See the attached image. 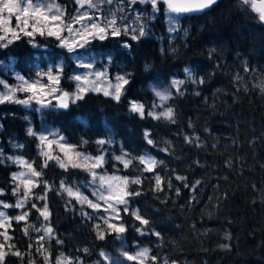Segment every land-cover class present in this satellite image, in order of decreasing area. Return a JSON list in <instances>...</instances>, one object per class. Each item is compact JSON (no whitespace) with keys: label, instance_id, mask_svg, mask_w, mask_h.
<instances>
[{"label":"trees","instance_id":"obj_1","mask_svg":"<svg viewBox=\"0 0 264 264\" xmlns=\"http://www.w3.org/2000/svg\"><path fill=\"white\" fill-rule=\"evenodd\" d=\"M57 1L68 13L75 9V0ZM251 4L219 0L202 14H178L179 28L171 36L164 15L168 7L161 2L150 34L89 43L94 53L111 58V75L127 77L118 101L87 93L66 109L44 115L79 151L97 154L106 144L98 141L112 137L104 168L130 181L141 180L129 183L128 191L139 195L128 196L129 211L121 213V220L129 250L149 251L142 264H264V21ZM36 42L46 49L34 47L27 36L0 47V63L13 60L18 72L30 76L37 67L69 60L57 39L38 36ZM187 66L197 82L187 79L174 92L169 101L174 122L131 112V101L153 104L150 82L185 77ZM63 73L70 91L68 66ZM27 115L21 105L0 104V198L13 203L16 167L7 155L19 145L16 150L40 173L36 193L45 194L52 235L36 238L34 228L44 220L36 196L23 209L26 220L12 221L11 250L2 264H57L60 255L92 264L101 252L114 253L118 234L105 232L99 238L95 216L61 189L62 182H84L86 174L46 163L37 136L29 134ZM116 154L132 163L125 167ZM145 154L157 162L152 171L139 163ZM134 212L148 223L142 224ZM41 242L43 254L37 251Z\"/></svg>","mask_w":264,"mask_h":264},{"label":"rangeland","instance_id":"obj_2","mask_svg":"<svg viewBox=\"0 0 264 264\" xmlns=\"http://www.w3.org/2000/svg\"><path fill=\"white\" fill-rule=\"evenodd\" d=\"M16 2L19 4H23V0H16ZM53 2L59 7V12L55 14L60 16V20L53 23L57 25L58 28L60 29V38L58 39L56 36H49L47 34L40 35L38 32L31 37L21 33L20 37L27 36L32 41L34 47L39 49H46V46L36 42V37L38 36L53 37L58 40L59 46L64 48L68 52L69 60L66 61L65 59H60L54 63L48 64L46 68L37 67L34 69L33 74L30 76H25L20 72H18L14 66L13 60L0 63V81H3V84H0V93H7L9 87H16L20 85L21 82L19 79H17V74L23 76L25 80L29 81L30 83L35 81L38 82V86L39 85L46 86L42 93H38L35 96V98H31V99L30 97H32L33 94L30 92L18 91L16 93V99L28 100L29 101L28 104L16 103L14 101L13 102L6 101L4 103H16L18 105H21L23 108H25L28 111V115L26 116V120L28 121V130H31V133L37 136L39 140L40 154L42 155L46 163L52 161L60 168H64V169L75 168L86 174L87 177L84 182L74 183V184L66 183L65 185L73 187L74 191L78 190L80 193L86 196L88 200L100 205L99 208H92L87 203L81 204L76 199L81 205L82 211H84L85 213L91 216L92 215L95 216L96 226H99V228H97L98 233L103 232L104 234L105 232H116L108 228V224L105 223V219H108L111 223L115 225H123L121 220V213L125 211V208L127 209V211H129V203L127 199L128 196L126 197L127 204H118L116 206L118 208V218H116L117 215L116 213H112L111 210L108 211L105 210L107 207L105 201L100 199L98 195H94V193H97L99 190L101 192H105V196L107 198V191L106 189L100 188L99 180L97 179V181L94 183L90 171L82 167L71 166L73 163L76 164L84 163V161L81 160L79 156H77L78 153L93 158L98 156H103V164L99 168L95 169V172L98 174V176L122 177L117 173H109L104 168L105 156L108 152H112V150L108 149V147L114 145V141L112 137L108 138L106 144L101 146V151H99V153L97 154H91V153L79 151L66 141L64 135L60 133V131L57 128L53 127L52 125L44 121V115L47 111H56L58 109H61L60 104L62 100H64L62 99V96L63 93L65 92L69 94V97L67 98V103L68 105H70L71 103H74L77 100H79V99H75V96L83 97L87 93H101L105 95L104 94L105 91L112 93L114 92L117 83H119L117 77L123 76L127 79V77L121 74L120 72H115L113 75H111L112 74L110 70L111 58L100 57L98 54L94 53L90 49L89 47L90 42H92L95 39L101 40L98 34L96 35L90 34L96 32V30L89 29L88 26L90 24L97 23L103 26L107 20L115 18L117 21L116 26L121 30L120 35L125 34L132 38L133 35H138V32L141 27H143L145 35H148L150 34L149 33L150 23L155 20L159 12L158 6L161 2H163V0H160V2L157 4L156 10L153 9L150 2H141V0H137L136 3H131L130 0H112L111 4L107 2H103L99 5L98 8L95 9L89 8L87 7V5L81 7L80 4L77 3V0H75L76 2L75 9L70 13H68L67 9L63 5H61L57 0H53ZM137 5H139L141 8H143V6L149 5L151 6V9L149 11H145L141 8H137L136 7ZM84 14H87L88 17H92V19L84 18L77 23L75 21V18L78 16H84ZM164 15L167 21V30L169 34L173 36L175 35L176 31L179 28L178 14L171 12L168 8H165ZM15 16L16 14L13 13L10 19V24L4 26H8L15 29L17 25V20ZM0 17H3V19L7 20L9 18V14L7 12H4L0 14ZM69 26H71L73 29L71 33L68 31ZM2 27L3 26H0V35H5V33L2 30ZM125 29L127 30L126 32ZM27 30L31 31V27H29V29ZM53 30H56V28L54 27ZM45 32H47V29H45ZM77 32L83 33V36L82 37L78 36ZM8 35L10 37L11 34L9 33ZM108 36H113L111 35V29H108V31L105 33V37ZM65 39L68 40L69 43L73 44V47L69 48L65 46L62 43V41ZM3 43H5V41H0V45H3ZM77 45H82V46H77ZM70 65H72V67H70ZM66 66H68L70 69V76L67 79V82L71 86L70 91L66 90L65 82H63V75H64L63 72ZM185 69H191V67L187 66ZM185 69H184L185 77L182 78L173 77L169 82L152 81L147 85V89L153 94L155 100L153 104L150 105L149 107H146L144 105V115L146 114L149 115L148 114L149 112H155L156 114H159L162 111L166 110L167 108L171 107L169 105V101L173 97L174 92H176L175 88L171 87V83L173 80H184V81L187 80L188 78ZM100 73H102L103 75H98ZM48 74H51L53 80L48 79ZM76 76H80L81 79L76 80L75 79ZM5 85H7L8 87H5ZM124 85H122L121 94ZM181 87L182 85L180 86V88ZM81 88L85 89V91L81 92L80 91ZM153 88H156L159 91H163L164 89H169L171 91L170 99L164 102L162 106L154 107L155 105H161V101L153 92ZM105 96L113 98L112 95H105ZM41 101L43 102L41 103ZM133 102L136 101H131V104ZM136 103L142 104L139 102ZM130 110H131V105H130ZM160 119L169 121L167 119H164L163 117ZM34 124L38 125L39 128L38 130H35ZM146 133L148 134L147 140H149L150 139L149 133L148 132ZM40 136L46 137V140L42 142L40 140ZM13 148L15 150L11 155H7L8 159L9 157L20 158L23 161H26L27 164H30L32 166L31 162L26 160L25 157H23L20 154V152L16 150L18 148L17 146H13ZM45 153L47 154V156L45 155ZM143 156H149V155L145 154ZM117 157H123L124 159H126L123 154L114 155V158L117 161H120L121 163L122 161L117 159ZM9 160L16 167L14 174L24 172L27 178V174L29 173L30 170L25 165L14 163L12 159ZM61 163H64L68 166L61 167ZM32 169H34L33 166ZM31 178L35 181V183L39 185V177H31ZM17 183H19V181L14 182L15 185L14 188H16ZM36 188L37 187L32 188L31 194L28 197L23 208L15 207L17 201L23 196L24 193L23 185H21V192L19 194H14L12 189L13 203L7 202L6 200L0 198V201L12 205V207H8V208L0 207V211L5 212L8 217L12 218L10 225L6 223V229L0 228V244H4L3 251L5 253L10 252L11 250V241H10L11 235L9 229L11 228L12 221L15 219V217L23 214L24 213L23 209H25L27 204L31 202L33 198L36 196L38 200V205L40 207L39 209H42L43 206L46 205L45 194L38 192L36 193ZM127 191H128V187H127ZM65 195L69 197L67 193H65ZM40 197H44V199H40ZM47 227H49L48 221L44 219L43 223L38 228H34V231L36 232V238H39L41 235H44L43 230ZM5 230L7 232V236L10 237V239L7 240L5 239L3 235ZM125 231L122 233L116 232L118 234V245L114 253L111 254V253L101 252V258L97 262L92 264H141V260H129L124 255V253L126 252L129 256H136L138 253L144 250L142 248H136L133 251H130L126 244ZM41 244L43 243L41 242ZM105 257H107V259H105ZM149 257L150 254L148 251V254L142 258V263H144ZM69 260L71 261V264H83L80 260L69 259L64 255H60L57 259V262L60 261V264H67Z\"/></svg>","mask_w":264,"mask_h":264},{"label":"snow or ice","instance_id":"obj_3","mask_svg":"<svg viewBox=\"0 0 264 264\" xmlns=\"http://www.w3.org/2000/svg\"><path fill=\"white\" fill-rule=\"evenodd\" d=\"M103 2H107L109 4L112 3V0H77V3L80 4L81 7H84L87 5V7L95 9L98 8L99 5ZM131 3H136L137 0H130ZM141 2H150L153 9H157V4L160 2V0H141ZM164 3L167 4L168 9L171 12L174 13H180L184 11H190L193 10L190 6L184 5V4H178L174 3L173 0H163ZM216 0H202V2L196 7L195 10H203L204 8L210 7L212 4H214ZM243 3L248 4L250 3V0H242ZM252 8H254L256 11L260 13V19L264 21V0H260V7H257L255 3L251 4ZM31 10V11H30ZM7 12L9 14V18L7 20L3 19V17H0V26L2 27L3 32L5 35H0V41H5L3 43V47H7L8 44L12 43L14 40L20 39V34L23 33L24 35H27L29 37L33 36L35 33H39L40 35H49V36H56L58 39L60 38V29L58 28L57 25H55L53 22H56L60 20V16L55 14L59 12V7L53 2V0H23V4H19L16 2V0H0V14ZM15 13L16 20H17V25L16 28L13 29L8 26H4L7 24H10V19L12 14ZM51 14V15H49ZM88 18L92 19V17H88L87 14H84V16H78L75 18V21L78 23L82 19ZM31 21V23H30ZM117 21L115 18L107 20L104 25H100L97 23H92L88 27L89 29L96 30L95 33H90L93 35L98 34L100 39H104L105 33L108 31V29H111V35L116 36L120 35L121 30L116 26ZM31 27V31H28ZM56 28V30H53V28ZM45 29H47V32H45ZM68 31L71 33L73 31L72 27H68ZM127 30L125 29V32ZM11 34L10 37L8 34ZM78 36H83V33L77 32ZM145 35L143 27L140 28L138 35H133V39H138L139 37H142ZM62 43L71 48L73 47V44L69 43L68 40H63ZM77 46H82V45H77ZM90 66V65H88ZM185 72L187 74L188 80L192 81L193 83H196V79L193 76V72L191 69H185ZM98 75H103L102 73ZM17 79L20 80V85L16 87H9L7 93H0V103H4L6 101L8 102H16V103H21V104H28V100H19L16 99V93L18 91L22 92H30L32 93L31 98H35V96L38 93H42L44 91V88L46 87L45 85H39L38 82H29L25 80V78L19 74H17ZM48 79L53 80V77L51 74H48ZM76 80H80V76L75 77ZM117 80L119 83L115 86L114 92L109 93L108 91H105V95H112L115 100L120 99V94L122 90V85L127 84L128 80L123 77H117ZM58 82V81H57ZM184 80H173L171 83V87L175 88L177 92H180V86L184 84ZM199 83H203V80L201 79ZM0 84H3V81H0ZM5 87H8L5 85ZM51 91V89H50ZM81 92L85 91V89L81 88ZM153 92L155 95L159 98L161 101V105H155L156 106H162L164 102L170 99L171 97V91L169 89H164L163 91H159L156 88H153ZM63 97L65 98L62 100L60 107L67 108L68 103H67V98L69 97L68 93H63ZM82 96H75V99H82ZM43 101H41L42 103ZM131 111L138 113L141 117L144 116V105L143 104H138L136 102H133L131 104ZM150 116H153L155 119H160L164 118L170 121L174 122V111L171 107L167 108L166 110L162 111L159 114H156L155 112H149L148 113ZM29 134L31 133V130H29ZM146 138L148 134L146 133ZM40 140L43 142L46 140V137L40 136ZM189 143L192 141L189 139ZM99 144H104L106 141L100 140L98 141ZM148 143L151 144L152 140H148ZM17 147H20L17 145ZM47 156V154L45 153ZM77 156L80 157L81 160L84 161V163L81 164H76L73 163L71 166L73 167H82L85 168L86 170L91 172V175L93 177V182L95 183L97 179L99 180L100 183V188L106 189L107 191V198L105 196V192H101L98 190L97 193H94V195H98L100 199L105 201L106 204V211L111 210L112 213H116V218H118V208L116 207L118 204H127L126 197L130 195H139L138 192H128L127 187L129 183H135V184H140L141 180L139 178L135 180H129L127 177H105V176H98V174L95 172L96 168H99L103 164V156H98V157H88L86 155L82 154H77ZM9 159H12L14 163L22 164L25 165L30 171L27 174L24 172L14 174L13 175V180L14 181H19L17 183L16 188L13 189L14 194H19L21 192V185L24 186V193L23 196L17 201L15 204L16 208H23L24 204L26 203L28 197L31 194V190L33 187H37L38 184L35 183V181L31 177H39L40 173L36 172L34 169H32V166L30 164H27L26 161H23L20 158H12L9 157ZM117 159L121 160L122 163H124L125 167H128L129 164L132 163L131 160H126L123 157H117ZM139 163L145 165V171H152L154 170L156 166V161L150 156H141L138 158ZM68 165L61 163V167H67ZM177 179H182L181 177H177ZM156 187L157 190L160 189L161 186V178L157 175L156 178ZM197 183H199L197 181ZM170 186V185H169ZM61 189L67 193L69 197H73L77 199L81 204L87 203L90 207L92 208H99L100 205L97 203H93L92 201L88 200L86 196H84L82 193H80L78 190L73 189L71 186H66L63 182L61 183ZM0 194L2 193V190H0ZM40 199H44V197H40ZM0 207L3 208H8L12 207V205L6 204L3 201H0ZM32 207H36L35 204L32 205ZM40 212V215L44 217L45 220L48 219V216L50 213L48 212L47 205H44L42 209H38ZM125 211L127 209L125 208ZM136 216L137 220H140L142 224H147L148 221L146 219H143L138 212L134 213ZM27 217V212H24L23 214L16 216L15 220L16 221H21V220H26ZM11 217H8L5 212L0 211V228H5L6 229V223L10 225L11 222ZM105 223L108 224V228L111 230L116 231L117 233H122L125 231L123 225H115L111 223L108 219H105ZM99 228V226H97ZM25 234L28 232V228L25 227L24 229ZM44 235H41L38 240L43 241L45 237L51 238L52 235V229L51 227H47L44 230ZM99 238L103 239L104 234L103 232H99ZM5 239H10V237L7 236V232L3 233ZM157 235H159L157 233ZM4 249V244H0V264H2V261L4 259V256L7 254L3 251ZM38 252H41L43 254L44 247L43 244H40L37 248ZM17 256H20L21 253L19 251L14 253ZM148 254V249H144L140 253H138L136 256H129L126 252L124 255L127 257L129 260H141L142 264V258ZM47 259V257H45ZM107 259V257H105ZM155 259V257H153ZM57 264H60V261L57 262ZM67 264H71V261L69 260Z\"/></svg>","mask_w":264,"mask_h":264},{"label":"water","instance_id":"obj_4","mask_svg":"<svg viewBox=\"0 0 264 264\" xmlns=\"http://www.w3.org/2000/svg\"><path fill=\"white\" fill-rule=\"evenodd\" d=\"M218 1L219 0H216V2L214 4H212L208 8H204L203 10H195L196 7L202 2V0H173L174 3L188 5L193 9L190 11H184V12L177 13V14H181V15H199V14H202L205 11L211 9ZM252 3H255L257 5V7H260V0H252ZM62 99H65V98L62 96ZM61 109H66V108L61 107Z\"/></svg>","mask_w":264,"mask_h":264}]
</instances>
